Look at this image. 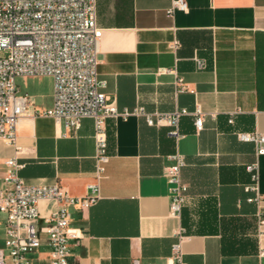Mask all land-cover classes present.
<instances>
[{
	"label": "crops",
	"instance_id": "crops-1",
	"mask_svg": "<svg viewBox=\"0 0 264 264\" xmlns=\"http://www.w3.org/2000/svg\"><path fill=\"white\" fill-rule=\"evenodd\" d=\"M186 11L168 12L170 0H97L102 29L98 74L120 111L143 106L151 115L197 105L179 119L180 137L143 115L109 120L111 156L99 181L100 198L72 209L71 225L84 236L69 264H167L176 233L187 264H264V153L238 133L264 132V0H186ZM181 80V82L179 81ZM182 86L184 87L183 89ZM26 96L18 124L26 153L20 176L28 184H59L76 197L96 181L94 119L67 129L45 114L49 92ZM232 119V122H230ZM184 156L187 198L179 216L170 210L169 156ZM13 148L0 140V185ZM258 163V205L250 198ZM57 208L38 203L39 225ZM36 264H49L47 236L40 233Z\"/></svg>",
	"mask_w": 264,
	"mask_h": 264
},
{
	"label": "built area",
	"instance_id": "built-area-1",
	"mask_svg": "<svg viewBox=\"0 0 264 264\" xmlns=\"http://www.w3.org/2000/svg\"><path fill=\"white\" fill-rule=\"evenodd\" d=\"M170 2V14L188 8L186 0ZM96 4L97 0H0V140L13 148L0 185V226L4 224L5 235L0 264H36L27 254L41 246V232L47 236L49 264H69L72 246L84 236L81 228L71 225L72 209H88L100 198L99 181L111 156L109 120L143 115L151 125L168 124L170 135L179 138L180 117L192 114L196 128H202L199 105L192 112L178 108L151 115L143 106L120 111L115 102L108 101L103 91L106 81L98 74L102 29L97 23ZM43 75L51 76L54 82L53 106L45 114L67 129L78 128L84 118L94 119L96 181L88 185L83 197L71 195L57 183L28 184L20 176L24 163L19 159L26 149L17 142L18 124L28 105L26 96L19 94L17 78ZM238 137L253 141L257 153H264V132H240ZM169 159L164 175L170 184V210L179 216L188 190L182 179L185 159L179 152ZM247 169L253 181L250 188L256 192L249 200L260 205L258 163ZM42 199L56 201L57 208L43 217L40 227L38 203ZM259 222L264 224V214H260ZM190 239L183 229L176 233L167 264H187L183 244ZM131 264L140 262L133 260Z\"/></svg>",
	"mask_w": 264,
	"mask_h": 264
},
{
	"label": "rangeland",
	"instance_id": "rangeland-1",
	"mask_svg": "<svg viewBox=\"0 0 264 264\" xmlns=\"http://www.w3.org/2000/svg\"><path fill=\"white\" fill-rule=\"evenodd\" d=\"M53 78L51 76H26L18 77L17 84L19 87V94H29L36 99V95L49 92L53 86ZM4 222V221H3ZM5 243L4 224L0 226V245ZM29 258L36 260V251L29 252Z\"/></svg>",
	"mask_w": 264,
	"mask_h": 264
}]
</instances>
